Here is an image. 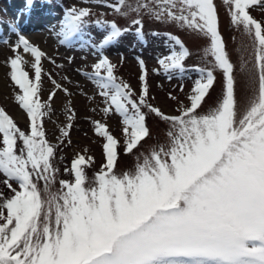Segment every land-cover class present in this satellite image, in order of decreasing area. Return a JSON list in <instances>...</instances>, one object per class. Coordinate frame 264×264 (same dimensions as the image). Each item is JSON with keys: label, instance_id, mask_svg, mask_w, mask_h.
Instances as JSON below:
<instances>
[{"label": "snow or ice", "instance_id": "snow-or-ice-1", "mask_svg": "<svg viewBox=\"0 0 264 264\" xmlns=\"http://www.w3.org/2000/svg\"><path fill=\"white\" fill-rule=\"evenodd\" d=\"M223 2L230 23L242 27L253 41L250 79L256 93L249 104L241 109L237 65L227 50L215 0L107 4L125 17L136 14L130 23L141 40L145 16L201 34L208 41L205 54L213 60L211 66L193 68L199 78L190 105L179 114H167L149 102V73L142 58H138L142 89L137 97L131 85L116 76L110 58L100 55L92 72L83 74L95 81L105 98L104 112L114 110L122 117L125 154L151 137L149 114L169 124L167 142L138 156L131 170L118 174L121 141L108 124L95 121V133L105 139V162L89 178L86 169L94 157L77 155L71 168L65 169L74 179L60 180L57 191L52 186L59 171L53 163L58 145L47 139L44 119L52 112L57 92H71L45 72L42 60L53 64L55 60L18 34L7 62L10 79L19 89L15 101L29 126L22 129L0 106V174L11 193L0 192V264H264V19L250 12L264 8V0ZM90 15L87 7L68 9L60 42L82 33ZM95 24L106 29L92 44L101 50L132 30L114 20L98 19ZM12 31L19 32L17 28ZM165 35L168 53L158 63L171 79L174 70L187 71L185 60L191 53L179 35ZM25 54L32 59L26 60ZM26 64L34 75L25 70ZM217 72L221 98L202 113L217 83ZM42 75L54 86L47 100L41 99ZM67 111L65 138L75 116L70 108Z\"/></svg>", "mask_w": 264, "mask_h": 264}, {"label": "rangeland", "instance_id": "rangeland-1", "mask_svg": "<svg viewBox=\"0 0 264 264\" xmlns=\"http://www.w3.org/2000/svg\"><path fill=\"white\" fill-rule=\"evenodd\" d=\"M115 2L116 0H31L29 4V0H0V106L13 116L22 129L28 130L29 122L26 114L15 101V95L19 89L10 79L11 70L7 62L13 55L12 45L17 41L18 34L24 35L30 42L45 51L48 57L55 60V64L48 59L42 60L45 72H50L55 80L71 92V95H67L63 91H58L53 98L52 112L44 119L47 139L50 143L58 145L53 163L59 171L52 191L60 189V180L74 179V175L66 172L65 169L71 168V162L77 155L94 157V163L86 169L89 178L101 169L105 162L103 153L105 139L95 133V121L108 124L109 131L121 141L120 158L116 169L118 174L131 170L138 156L147 153L157 144L167 142L166 133L169 130V124L155 114H149L147 124L151 129V137L142 141L133 153L125 154L122 117L114 110L110 113L104 112L105 98L99 94L100 89L95 81L83 74L92 72V65L97 62L100 55H107L110 58L116 65V76L130 84L137 97L142 89L140 81L142 69L138 58H142L149 73V102L167 114H179V110L190 105L189 97L195 81L199 78V74L193 71V68L211 66L213 58L205 54L208 41L201 34L185 30L178 25L159 23L145 16L144 39L141 40L135 34V26L130 23L136 14L125 17L106 6ZM215 2L218 6L220 28L227 50L232 61L237 65L238 95L241 109H244L256 93V85L250 79V71L253 70L254 64L253 41L245 34L242 27L237 28L230 23L228 6L223 0H215ZM85 7L91 11L85 30L62 44L60 41L63 36L59 35V32L66 11L70 8ZM250 12L255 18L264 19V8L255 7L250 9ZM98 19L114 20L122 28L132 30L127 32L119 42L105 50L93 48L92 44L99 41L100 33L106 31L95 24ZM12 28H17L19 32H13ZM154 31H159L160 35L152 36L151 33ZM167 32L179 35L191 53L185 60L187 71L180 73L179 70H174L171 73V79H168L158 63V59L168 53L165 35ZM89 36L93 37L91 41L88 39ZM25 57L26 60L32 59L27 54ZM59 65L63 67H58ZM156 69L161 70L157 73ZM25 70L29 71L30 75H34L30 64L25 65ZM53 87L48 76L42 75V100L48 99L49 91ZM220 98L221 83L219 72H217V83L200 111L203 113L210 107H214ZM69 108L75 116L71 121L69 136L65 138L62 136V130L69 123L70 113L67 111ZM69 140L71 143L68 142ZM4 179L5 177L0 174V192L9 196L11 193L3 183ZM13 186L17 187L15 183Z\"/></svg>", "mask_w": 264, "mask_h": 264}, {"label": "bare ground", "instance_id": "bare-ground-1", "mask_svg": "<svg viewBox=\"0 0 264 264\" xmlns=\"http://www.w3.org/2000/svg\"><path fill=\"white\" fill-rule=\"evenodd\" d=\"M45 13V12H44Z\"/></svg>", "mask_w": 264, "mask_h": 264}]
</instances>
